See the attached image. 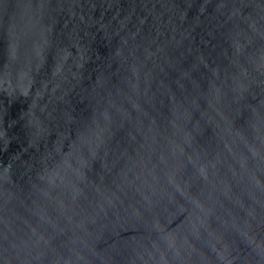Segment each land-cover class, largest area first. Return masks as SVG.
<instances>
[{"label": "water", "instance_id": "water-1", "mask_svg": "<svg viewBox=\"0 0 264 264\" xmlns=\"http://www.w3.org/2000/svg\"><path fill=\"white\" fill-rule=\"evenodd\" d=\"M0 264H264V0H0Z\"/></svg>", "mask_w": 264, "mask_h": 264}]
</instances>
